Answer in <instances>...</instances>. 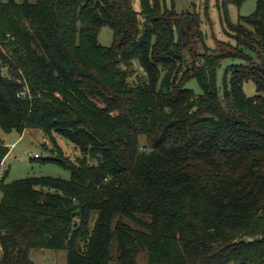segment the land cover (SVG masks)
Wrapping results in <instances>:
<instances>
[{"label":"trees","instance_id":"16d2710c","mask_svg":"<svg viewBox=\"0 0 264 264\" xmlns=\"http://www.w3.org/2000/svg\"><path fill=\"white\" fill-rule=\"evenodd\" d=\"M130 2L0 0V130L40 131L58 154L34 160L70 175L4 172L0 264H264V0L213 49L199 17Z\"/></svg>","mask_w":264,"mask_h":264},{"label":"rangeland","instance_id":"374dc122","mask_svg":"<svg viewBox=\"0 0 264 264\" xmlns=\"http://www.w3.org/2000/svg\"><path fill=\"white\" fill-rule=\"evenodd\" d=\"M140 1L131 0L130 2L132 10L137 13L141 10ZM221 2L222 0H159L162 8L169 9L173 4L178 15L188 16L191 13L196 19L199 17L201 22L200 31L209 49L214 48L215 39L227 41L224 35L219 36L226 28V17L231 23L235 24L239 17L251 15L255 11L256 6V0H246L240 7L230 4L226 7L225 15L221 8ZM97 39L101 46L110 47L113 43L112 31L106 27L102 28L99 31ZM221 73L219 72L217 76L218 88L221 87ZM132 78H136V75L134 74ZM132 78L130 82H132ZM191 87L196 92L199 91L195 82H191ZM243 91L247 97L254 96V84L252 82L244 83ZM0 139L10 149V155L4 161V167L8 168L5 176L7 183L30 177H51L69 180V173L60 166L55 164H42L39 160H34L35 158L33 157L35 155L40 159H44L51 155L57 156L58 154L57 150L43 138L40 131H25L20 136L16 132L5 134L0 130ZM57 145L62 150L63 157H68L74 161L79 156L73 151L71 145L64 140H57ZM144 256L145 254H140V264H146ZM31 259L34 264H66V253L65 251L38 250L31 254Z\"/></svg>","mask_w":264,"mask_h":264},{"label":"built area","instance_id":"2783aa9c","mask_svg":"<svg viewBox=\"0 0 264 264\" xmlns=\"http://www.w3.org/2000/svg\"><path fill=\"white\" fill-rule=\"evenodd\" d=\"M19 96L24 97V93H20ZM33 158H37V156L35 155ZM4 160L2 161L1 166H0V183H1L2 175L8 169L7 167H4Z\"/></svg>","mask_w":264,"mask_h":264},{"label":"crops","instance_id":"0c3cea01","mask_svg":"<svg viewBox=\"0 0 264 264\" xmlns=\"http://www.w3.org/2000/svg\"><path fill=\"white\" fill-rule=\"evenodd\" d=\"M23 133H24V132H23ZM23 133H22V134H23ZM22 134H20V136H21ZM9 155H10V149H9V153H8V155H7V157H6V158H8V157H9ZM6 158H5V159H6ZM4 161H5V160H4Z\"/></svg>","mask_w":264,"mask_h":264},{"label":"water","instance_id":"95a60500","mask_svg":"<svg viewBox=\"0 0 264 264\" xmlns=\"http://www.w3.org/2000/svg\"><path fill=\"white\" fill-rule=\"evenodd\" d=\"M249 242H252L253 240L252 239H248Z\"/></svg>","mask_w":264,"mask_h":264}]
</instances>
